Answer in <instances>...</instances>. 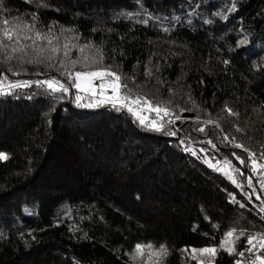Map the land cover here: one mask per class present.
I'll return each instance as SVG.
<instances>
[{
  "label": "trees",
  "instance_id": "trees-1",
  "mask_svg": "<svg viewBox=\"0 0 264 264\" xmlns=\"http://www.w3.org/2000/svg\"><path fill=\"white\" fill-rule=\"evenodd\" d=\"M3 19L90 43L89 54L98 49L102 67L127 85L121 94L181 119L178 130L147 108L141 124L110 104L78 106L76 89L0 95V264H134V246L149 242L167 246L160 264H198L190 250L204 247L218 249L214 259L194 254L204 264H249L251 236L264 254V216L244 196L255 174L249 153L264 159V0H0ZM30 55L7 63L0 55V80L67 83L27 63ZM82 70L96 67L73 69ZM96 102L84 96L80 105ZM184 134L203 147L212 141L210 157L234 162L241 187L186 153ZM230 231L244 257L220 250Z\"/></svg>",
  "mask_w": 264,
  "mask_h": 264
},
{
  "label": "snow or ice",
  "instance_id": "snow-or-ice-1",
  "mask_svg": "<svg viewBox=\"0 0 264 264\" xmlns=\"http://www.w3.org/2000/svg\"><path fill=\"white\" fill-rule=\"evenodd\" d=\"M234 10V5L232 9ZM215 15H222V13H216ZM131 18V14H129ZM226 19L227 17L224 16ZM209 23L211 21H208ZM142 23H147V20L142 21ZM63 31V30H62ZM72 31V30H68ZM164 31H168L167 28ZM27 32L34 33L33 35H28ZM72 40L78 39L77 37H72ZM30 42V43H26ZM241 44L245 43V41H241ZM94 46L89 44L79 45L73 44L70 39L65 38L63 42H61L60 36L55 35L49 29L46 33H41L39 31H35L32 25H23L19 20L14 22H10L8 19H3L0 21V55L5 56L4 62L7 63L12 59H18L21 62H24V57L29 56L31 51L30 58L26 61L30 64H43L48 68L55 69L59 72L61 77L67 78V83L64 80H61L55 76L45 79V80H35V81H17L15 83H9L5 85V81L7 80V76H4V80H0V95H7L12 90L23 88V87H32L36 85L37 87L47 91L49 94L55 93H70L71 89H76L77 93L75 95V101L78 106L83 107H96L103 104H110L113 108H117V110L126 109L127 111L133 113L139 120L141 124L146 123L145 117H143L140 112L144 110V106H147V110L151 112H155L157 117L162 121L164 117H169L172 115V110L169 107H162L157 104L152 106V102L147 99V97L135 96L134 98L127 94H121V89H127L126 84L120 83V76L117 73L110 71L109 69L102 67L103 54L95 49L94 54L90 55L89 53L93 52ZM76 51L79 53L77 58L72 59V52ZM227 63V62H226ZM77 65L81 66L83 69H89L92 67H96L95 71H73L77 67ZM11 71V69H8ZM14 75H20V73H13ZM3 75V74H0ZM38 75H41L38 73ZM110 77H114V80L108 79ZM99 80L101 83L97 85L95 82ZM107 84L108 88L111 89V95H105V85ZM5 87H7L8 91H5ZM97 87L100 89L99 93H97ZM131 90H128L130 92ZM83 92L88 94L89 96L102 97L96 103H86L80 105V101L83 97L80 93ZM133 105L139 106V110ZM183 111V109H181ZM231 115H238L237 113H233L231 109L227 110ZM180 116H176V120H180ZM149 123V126L152 127L156 131H162L164 128L163 123H158L157 120H152ZM168 124H174L175 121L169 119L167 121ZM208 123H214L213 121H208ZM199 131L203 132L204 129L201 128ZM240 131V129H237ZM167 135L175 136L176 132L169 131L166 133ZM183 143V141H181ZM211 143V141H209ZM215 147V145H213ZM236 147L243 148V145L237 144ZM186 151L191 152L193 155H196V152L191 148H186ZM200 151H204V149H200ZM245 152L249 150L244 148ZM235 155V153H233ZM255 153H249L250 159L255 157ZM264 156V153H261ZM0 159H7V155L4 153H0ZM237 160L241 164L244 163V160L240 159V157H236ZM208 163V161H205ZM225 163L229 166V170H232V165L230 161H225ZM256 160L252 159L251 167L252 171H257ZM209 166L215 167V165L210 164ZM259 168H264V164L259 165ZM218 171H223V169L217 168ZM238 171V169L236 170ZM225 175H229V172H225ZM229 178L233 180L235 183V179L229 175ZM249 184H251V177L248 178ZM237 187H241V185L237 184ZM261 187H264V181H261ZM264 211V209H262ZM234 233L228 232L225 236V239L220 244V250L228 252L229 255H233L235 257H244L245 251H247L251 258L249 260V264H264V254H260L258 252H254V249L257 247L253 242L257 240L256 236L246 237L248 247L245 251L237 252L235 250V244L240 239L239 236H235L233 239ZM259 249L264 250V234H261L259 237ZM182 251L188 252L189 249L185 248ZM218 249L216 247H204L200 249L192 248L190 252L193 254L191 258L193 260H197L198 264H204L203 259H198L195 253H200L202 255L206 254L207 257L214 259ZM168 254L167 246L165 244H160L158 248H156L151 242L147 244L137 243L134 246V254L132 255V260L135 262L139 261V264H160V261L165 258ZM153 257H156V260H153ZM234 264H242L241 259L237 258L234 261Z\"/></svg>",
  "mask_w": 264,
  "mask_h": 264
},
{
  "label": "built area",
  "instance_id": "built-area-1",
  "mask_svg": "<svg viewBox=\"0 0 264 264\" xmlns=\"http://www.w3.org/2000/svg\"><path fill=\"white\" fill-rule=\"evenodd\" d=\"M97 85L100 84V81L97 80L95 82ZM100 89L98 88V91ZM82 97H84V94H81ZM135 97V96H134ZM133 97V98H134ZM92 99L98 100L99 96L97 95L96 97H93ZM139 107V106H137ZM145 108V106H144ZM166 120V123L169 119L174 120L175 123L173 124L178 130H180V128L178 127V120H176L175 117H173L172 115L169 117H164ZM181 141H183V143H181ZM180 144L181 147L183 148V150L188 153L190 156H192L193 158L199 160L200 162L206 164V165H215L214 168H219V169H223V171H221V173H223L225 175V172H229V175L231 177H235L236 179H238V183L240 185V180H239V173L237 170V166L234 162H232L230 159L228 160H221V158H217L216 160H213L210 155H209V150H213L214 147V143L211 141V143L208 142V145L206 147L201 146L200 144H198L197 142L193 141L191 138H189L187 135H182L181 139H180ZM186 148H191L196 152V155H193L191 152L186 151ZM200 149H204V151H200ZM252 159L256 160V167H257V171H255L254 176L251 178V184H249L248 182V190L249 192L245 193L244 196L247 200L251 201L255 207L257 208V210L264 216V211H262V209H264V187H261V181H264V168H259V165L264 164V159L260 158V157H252L250 159V161H252ZM205 161H208V163H206ZM225 161H230L232 167V170H229V166L225 163ZM226 175V176H229ZM258 199V200H256Z\"/></svg>",
  "mask_w": 264,
  "mask_h": 264
},
{
  "label": "rangeland",
  "instance_id": "rangeland-1",
  "mask_svg": "<svg viewBox=\"0 0 264 264\" xmlns=\"http://www.w3.org/2000/svg\"><path fill=\"white\" fill-rule=\"evenodd\" d=\"M82 71H93V70H82ZM108 79H112V80H114V77H110V78H108ZM100 83H101V81H100ZM105 95H111L112 93H111V89L110 88H108V86H107V84L105 85ZM100 91V90H99ZM99 91H98V87H97V93H99ZM81 94H84L85 95V100L86 101H90V102H96L97 100H95V99H92L93 97L92 96H89L88 94H85V93H83V92H81L80 93V95ZM99 99H102V97H99ZM98 99V100H99ZM133 107H135V108H137L138 110H139V107H137L136 105H133ZM145 108H147V106H145ZM144 108V109H145ZM140 114L143 116V117H147V115H144L142 112H140ZM147 114V113H146ZM165 122H166V120H165ZM251 162V161H250ZM239 175V174H238Z\"/></svg>",
  "mask_w": 264,
  "mask_h": 264
}]
</instances>
